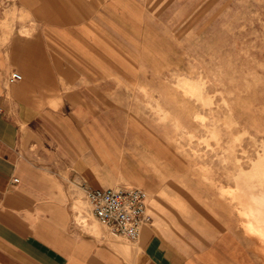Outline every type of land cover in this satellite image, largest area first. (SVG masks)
<instances>
[{
  "label": "crops",
  "instance_id": "crops-1",
  "mask_svg": "<svg viewBox=\"0 0 264 264\" xmlns=\"http://www.w3.org/2000/svg\"><path fill=\"white\" fill-rule=\"evenodd\" d=\"M150 1L0 0V264H264L241 190L192 174L167 128L116 121L104 86L120 78L105 74L130 51L120 36L152 19ZM159 3L182 19L183 0ZM126 153L134 167L105 168ZM128 184L148 191L152 216L136 239L111 233L84 188Z\"/></svg>",
  "mask_w": 264,
  "mask_h": 264
},
{
  "label": "rangeland",
  "instance_id": "rangeland-1",
  "mask_svg": "<svg viewBox=\"0 0 264 264\" xmlns=\"http://www.w3.org/2000/svg\"><path fill=\"white\" fill-rule=\"evenodd\" d=\"M164 1H150L141 34L120 36L130 51L105 74L120 78L105 92L117 96L120 128H167L192 174L209 169L241 190L245 224L257 200L264 215V0H183L182 19L170 3L160 15ZM120 159L105 168L134 167ZM246 228L264 252V234Z\"/></svg>",
  "mask_w": 264,
  "mask_h": 264
},
{
  "label": "built area",
  "instance_id": "built-area-1",
  "mask_svg": "<svg viewBox=\"0 0 264 264\" xmlns=\"http://www.w3.org/2000/svg\"><path fill=\"white\" fill-rule=\"evenodd\" d=\"M10 78L20 79L22 73L14 70ZM84 188L92 213L115 235L136 239L140 236L144 224L152 219L147 207L148 191L142 186Z\"/></svg>",
  "mask_w": 264,
  "mask_h": 264
},
{
  "label": "bare ground",
  "instance_id": "bare-ground-1",
  "mask_svg": "<svg viewBox=\"0 0 264 264\" xmlns=\"http://www.w3.org/2000/svg\"><path fill=\"white\" fill-rule=\"evenodd\" d=\"M261 202V200H257L254 204L249 207V209L244 210V213L247 214L249 217L248 220L245 222V225L264 234V230L262 228V222H264V215L262 213V208H260Z\"/></svg>",
  "mask_w": 264,
  "mask_h": 264
}]
</instances>
